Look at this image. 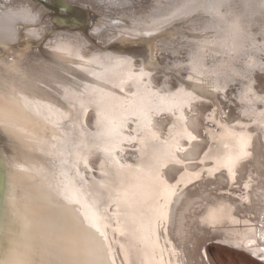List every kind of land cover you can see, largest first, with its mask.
Returning a JSON list of instances; mask_svg holds the SVG:
<instances>
[{"label":"bare ground","instance_id":"bare-ground-1","mask_svg":"<svg viewBox=\"0 0 264 264\" xmlns=\"http://www.w3.org/2000/svg\"><path fill=\"white\" fill-rule=\"evenodd\" d=\"M71 1L63 0V7L56 2L54 7L55 0H0V16L9 10L15 12L22 7L30 8L35 16V20L21 19L19 21L21 27L18 29V39L11 43L7 49L0 44V72L13 71V68L6 67L5 62L15 60V74H19L34 88L38 94L37 98H56L59 101L58 107L71 106L70 100L64 99L63 89L72 87L70 81L73 76L77 81H80L85 75L78 71L83 67L80 57L89 60L93 57L112 56L128 61L120 68H110L113 83H119L121 78L127 81L122 92L117 90L114 93L119 97L120 103L125 106L132 102L133 94L137 93L135 83L132 80H127L129 72L136 75L141 71L147 73L144 83L150 84L151 90L159 91L161 95L174 93L179 88H183L187 92H194L199 97L190 106V111L188 107L184 109V115L189 117V125L195 124L196 131L193 134L197 135L198 140L192 142L191 147L187 141H181L183 147L190 149L186 153L179 154V158L184 161L183 165L166 163L162 141L168 137L169 128L173 123L178 124L177 130H179V122L170 113H161L153 117L152 130L159 135L160 141H148L143 145L139 142L141 134L133 131L136 128L134 118L128 120L127 126L123 129V136H135L136 140L131 143L125 140L121 144L122 151L118 150V158L120 164L125 165L124 168H119L108 162L102 148L96 147L95 142L91 139L87 141L88 147L81 150V154L87 156L89 161L88 169H85L83 164L79 165L80 171L87 181L84 190L86 193L99 192L101 211L108 207L110 194L115 195L117 191L123 190L134 194L145 209L149 206L155 207L158 196L165 194L162 190L159 192L154 190L155 168L159 164L164 165L159 168V172L168 185L175 186L178 180L181 181L177 194L171 197V203L167 209L169 215V219L165 222L167 232L158 233L159 241L157 242L156 237L153 236L146 246L138 236L126 235L121 238L118 233L114 235L115 225L113 224L107 230L109 239L113 241V251H118L117 241L125 244V247L129 249L128 264H209L208 262L213 264L210 249L213 246L223 245L216 243L205 245V243L208 240L219 239L241 252L240 254L248 257L251 261L258 260L259 249L264 248V243H261L253 234L250 238L255 240L256 244L249 245L245 233L249 228L258 231L261 214H264V126L256 122L258 118L255 115L264 112V103L255 102L254 105H249L242 94L250 87L255 97H264L262 95L264 83L258 82L260 84L255 85V80L250 81L248 74L246 76L249 79H237L238 75L235 71L237 64L234 58L232 59V55L230 56L228 53V50L231 52L237 46L235 45L236 47L233 49L228 45L233 44L229 30L233 19H239L241 24L242 31L239 36L244 37L242 35L250 34L251 42L252 40L255 42L256 35H259L257 33L261 32L264 35V10L259 7L260 0H228L229 7L221 9V11L230 12L231 15L224 20L214 17L210 12H201L199 15L174 20L165 25L162 31H155L150 25L153 20L170 14L179 0H142L138 1L140 5L135 0L130 1L136 2L138 5L130 2L127 4L126 0H122L125 2V7L130 6L129 4L136 6L126 11L124 7H120L124 2L115 3L119 9L121 8L120 11L124 10L122 13L118 12V9L114 10L115 12L117 10L118 15L119 13L123 14V17L115 19L118 22L111 21L114 18H109L111 20L102 18V20L101 16L98 17L101 19L98 23L106 21V28V25L109 24L107 21L114 22L113 26H116L111 31L107 30L106 33L104 31L105 35L103 34L104 37L102 36L100 42H94L87 33L88 29L92 27L90 24H94L91 21L90 9L85 12L82 7H74V2ZM78 2L77 4H81L80 1ZM100 2L101 0L96 3L99 5V11L104 5V1L101 2L103 4L101 6ZM110 2H107L108 5ZM236 2L237 5H233ZM107 3H105V10L102 12H108ZM90 4L92 5V3ZM115 4L111 5L112 8L110 7L108 10L113 11ZM96 9L98 11V7ZM239 10L244 12L240 13ZM114 11L112 14H115ZM204 13L207 14V17ZM188 21H200L198 24L207 23L203 27L207 28L210 36L205 34L207 30L204 33L202 31V34L206 35L205 37L202 34L188 31V27L196 24L190 22V25ZM100 24L98 27L103 29ZM92 28L94 29V27ZM144 32L153 34L147 36L142 34ZM184 34L187 35L189 41L185 40L186 42L182 41V43L179 39L182 44L179 42L176 44L178 36H184ZM247 38L246 36L242 40L245 42ZM204 40L209 41L207 48L202 53L204 75L198 76L191 71L190 60L193 52L197 50L196 43ZM238 41L243 42L241 39ZM245 44L243 45L246 47ZM254 47L257 46L254 45ZM242 49H244L243 46ZM249 50L250 48H248ZM168 52L176 56L174 64L172 61L168 62L167 58L169 57L166 54ZM226 52L229 55L228 59L222 58L226 56ZM244 55L246 56V54ZM247 56L250 59L248 61L246 59V62L255 63L253 65L258 64L261 57H256L253 54ZM261 60L264 62L263 58ZM184 61L187 63H183ZM108 67V65L102 67L96 64L91 66L90 71L103 73ZM241 68L243 69V67ZM160 69H163L165 81L158 83L157 81L161 78H158L155 73ZM179 69L184 70V75L179 72ZM225 75H232L233 80H238V83H232V85H237V88L234 89V93L237 92L234 94L238 99L237 106L233 108L230 106L229 112H226L229 109L228 103L220 97L224 94V90L231 85L229 82L232 79L228 80L229 77L227 79ZM170 76L172 80L168 82L167 78ZM189 76H192V80L188 79ZM84 82L92 83L93 78L89 77ZM58 90L59 96H57ZM106 90L111 91V86ZM73 91H77V89H73ZM259 92L262 93L259 94ZM248 99H252V97ZM235 108H238L239 112L236 113ZM253 108L255 114H253ZM246 112L249 114L245 115ZM97 113L98 109L94 105L89 106L87 112L83 114L79 112L78 104L74 110V115L78 116L87 126L88 131L92 133L98 131ZM179 114L177 112V116ZM69 128L70 122L65 123L63 130L67 131ZM189 131H192L191 127H189ZM239 135L249 138L246 150L250 155L241 165L233 169L235 172V179H233L229 177L228 170L223 165L226 157L236 151V137ZM50 136L51 131L48 132V137L50 138ZM71 139L75 141V137ZM17 146L18 141L6 129L0 127V205L3 204L6 195L8 164L11 158L17 155ZM70 151H72L71 148ZM205 153L210 154L206 156ZM35 156L46 167L50 166V162L59 166V160L44 156L39 151L35 153ZM156 157H159V160ZM68 158L71 162L74 158V151ZM102 163L104 164L103 168H101ZM210 172L211 174H209ZM192 173H200V179L193 178ZM70 175H74V170H70ZM101 183L106 187L101 189ZM245 183L250 185L248 189H243ZM78 186H80L79 183ZM242 191L247 197L244 200L240 199ZM91 199L90 196L89 200ZM221 205L225 206L224 213L217 223L213 225L202 222L211 211L220 208ZM182 206H184V216L179 217L178 212ZM111 210L115 211V207L113 206ZM19 231L20 227L16 222L7 223L4 226V231L0 232V258L9 257L10 251L15 247L11 243L12 240H22L17 236ZM192 232L194 234H191ZM237 243L241 244L239 248L235 246ZM199 245L206 246L207 256L198 251L199 249L197 250ZM250 249L257 252L256 259L252 256ZM122 259L123 255L118 256L117 264H120ZM259 260L255 264H258Z\"/></svg>","mask_w":264,"mask_h":264},{"label":"snow or ice","instance_id":"snow-or-ice-1","mask_svg":"<svg viewBox=\"0 0 264 264\" xmlns=\"http://www.w3.org/2000/svg\"><path fill=\"white\" fill-rule=\"evenodd\" d=\"M112 3H119V0H112ZM227 7L228 0H179L170 14L153 20L150 27L162 31L165 25L174 20L199 15L201 12H210L214 17L224 20L231 15L230 12L221 11ZM259 7L264 10V0H260ZM21 19L35 20V16L28 7L15 12L9 10L0 16V44L5 49L18 39ZM229 30L235 48V40L242 31L239 19L232 20ZM142 34L151 36L153 33ZM208 44L207 40L197 42V50L190 60L191 71L198 76L204 75L202 53ZM261 47L264 48V45ZM80 60L83 67L78 71L85 75L80 81L73 76L70 81L72 87L63 89L64 99H69L71 106L58 107L59 101L56 98H37L34 88L19 74H15V60L5 62L6 67L13 68V71L0 72V127L18 141L17 155L8 164L6 195L0 205V232L4 231L7 223L16 222L20 227L17 236L22 238L11 241L15 247L8 258H0V264H117L120 255H123L120 264H128L129 249L125 244L117 241L118 251H113V241L109 239L107 231L113 224L114 235L118 233L121 238L126 235L138 236L146 246L153 236L158 242V233L167 232V209L171 197L177 194L180 180L175 186L168 185L159 172V168L164 165L159 164L155 168L154 190H162L165 194L158 196L155 207L145 209L134 194L123 190L117 191L115 195L110 194L108 207L101 211L99 192L86 193L84 190L87 181L79 165L83 164L88 169L89 161L87 156L81 154V150L88 147L87 141L91 139L96 147L102 148L108 162L124 168L125 165L120 164L118 150L122 151L121 144L125 140L129 143L136 140L135 136H123L128 120L134 118L136 128L133 131L141 134L139 142L143 145L148 141H160L159 135L152 130L153 117L170 113L179 122V130L177 123L169 128L168 137L162 141L164 155L166 163L183 165L184 161L179 158V154L190 149L183 147L181 141H187L191 147L192 142L198 140L197 135L193 134L196 131L195 124L189 125V117L184 115V109L188 107L190 111V106L199 97L183 88L161 95L159 91H152L150 84L144 83L147 73L141 71L136 75L129 72L127 80L135 83L137 93L133 94L132 102L125 106L114 93L117 90L122 92L127 81L121 78L119 83H113L110 68H120L128 61L112 56L93 57L89 60L80 57ZM96 64L109 67L103 73L90 71L91 66ZM89 77L93 78V82H84ZM188 79L192 80V76ZM109 86L111 91L106 90ZM242 95L249 105L264 103V97H255L250 87ZM77 104L81 114L86 113L89 106L94 105L98 109L97 132H89L83 121L74 115ZM255 115L258 118L256 122L264 126V112ZM67 122H70V128L65 131L64 124ZM189 127L192 131H189ZM72 137H75V141ZM248 142L249 138L244 135L236 137V151L226 157L223 165L230 178L235 179L233 169L250 155L246 150ZM37 151L59 160V166L50 162V166L46 167L35 156ZM73 151L74 158L70 162L68 157ZM209 154L205 153L206 156ZM156 159L159 160V157ZM70 170H74V175H70ZM191 175L200 179V173ZM249 186L245 183L243 189ZM105 187V184H100L101 189ZM246 198L242 191L240 199ZM113 206L115 211L111 210ZM224 207L221 205L211 211L202 222L213 225L217 223L222 218ZM260 221L258 231L249 228L245 233L249 245L256 244L250 238L253 234L264 243V214H261ZM235 246L239 248L241 244ZM250 251L253 256L257 254L255 250ZM259 252L264 264V248H260Z\"/></svg>","mask_w":264,"mask_h":264},{"label":"rangeland","instance_id":"rangeland-1","mask_svg":"<svg viewBox=\"0 0 264 264\" xmlns=\"http://www.w3.org/2000/svg\"><path fill=\"white\" fill-rule=\"evenodd\" d=\"M69 1H71V0H69ZM76 0H74L73 2H74V4L73 5H75V7L76 6H78L79 8L80 7H82V10H84L85 12H87L89 9V11H91V21L92 22H94V24H90L92 27H94V29L92 28H89L88 29V31H87V33L92 37V39H93V41L94 42H100V41H102V38L104 37V33H106V31L107 30H109V31H111V29H114L116 26H113L114 25V22H112V23H110L111 21H115V22H118V21H116L115 19H118V18H120V17H123L122 15L123 14H120V13H122V12H124V10L122 9V11H120L121 10V8H123L124 7V9L127 11V10H130L131 8L133 9V8H135V7H133V6H136L135 4H137V3H139V5H140V2L142 1V0H135L136 2H131L130 0H126L125 2L127 3V2H130V3H135L134 5L133 4H129L130 6H127V4H126V6L127 7H129L128 9H127V7H125V2L124 1H122V0H120V4H121V1L122 2H124V4L122 5H120V9L118 8V6L115 4V3H112V2H110V1H112V0H107V2L109 1L110 2V5H108V3L106 2V0H101V2H105V3H107L106 4V6H107V8L109 9L110 7L112 8V6H113V4H115L116 6H114L113 8L114 9H112L113 11L115 10V9H118V12L120 11V13H119V15H118V12H117V10H116V12L114 11V13L115 14H112V12L113 11H111V10H108L107 8V11L108 12H110V13H108V12H106V11H104V12H102V10H105V3L103 2V4L100 2V6L101 5H103V7L101 6V8L100 9H102V10H100L99 11V5L98 4H96V3H98L99 2V0H92V1H89V0H87L88 1V3H87V1L85 2V0H77L76 2H75ZM78 1H80V3L81 4H77V3H79ZM82 1V2H81ZM96 1V2H95ZM138 1H140V2H138ZM145 1H151V0H145ZM144 1V3H146ZM72 2V1H71ZM72 2V3H73ZM94 2V3H93ZM90 3H92V5L90 4ZM119 3H117V4H119ZM77 4V5H76ZM88 4V5H87ZM97 5L96 7L95 6H93V5ZM147 4V3H146ZM80 5H82V6H80ZM88 7H87V6ZM90 5V6H89ZM112 5V6H111ZM138 5V4H137ZM233 5H237V2L236 3H234ZM86 6V7H85ZM109 6V7H108ZM90 7V8H89ZM92 7H93V10H92ZM98 7V11H96L97 8ZM85 9H87V10H85ZM94 9H95V11H94ZM94 12H95V14H94ZM100 12H102V14H100ZM239 12L240 13H243L244 11H240L239 10ZM104 13V14H103ZM117 13V14H116ZM205 14V16L207 17V14L206 13H204ZM203 14V15H204ZM110 15V16H109ZM117 15V16H116ZM101 16V19L103 18V19H109V18H114V19H109V20H111V21H107L109 24V26L108 25H106L107 26V28L105 27V24H106V19L104 20V21H101L100 23H98L101 19L100 18H98V17H100ZM97 18H98V21H96L97 20ZM258 18V17H257ZM102 19V20H103ZM91 22V23H92ZM98 24H97V23ZM192 24H195V25H191V23ZM200 21H188V23H190V28L188 27V31H192L191 33H195V34H202V31H203V33L207 30V28L206 29H204V25H206L205 24V22L204 23H202V24H198ZM103 23V24H102ZM96 24H97V26H96ZM101 25V27H103V29L102 28H100V26L98 27V25ZM111 24V25H110ZM111 26V27H110ZM200 26H202V27H200ZM114 27V28H113ZM198 27V28H197ZM193 28H195V29H193ZM201 28H202V30H201ZM99 29H101L100 31H99ZM191 29V30H190ZM204 29V30H203ZM90 30H93V31H90ZM96 30V32H94ZM105 31V32H104ZM194 31V32H193ZM198 31H201V32H198ZM92 32H94V33H92ZM104 32V33H103ZM108 32V31H107ZM95 33H97L96 35H95ZM102 33V34H101ZM104 34V35H103ZM205 34L206 35H208V36H210V34H209V32H208V30L205 32ZM205 34H202V35H204L203 37H205L206 35ZM257 34H259L258 36L256 35V38H257V40H255V42H257V43H255L254 42V40H252V42H251V38H250V34L248 35V34H244V35H242V36H244L245 38H246V36L249 38H247V40H248V42H246L247 40L245 39V42H246V44H245V42H244V40H242L244 37H241V36H238V38H236V42H235V45L237 46H235L236 47V51L235 50H231V48L233 47V44L231 45V44H229L228 46L229 47H231L230 48V50H231V52L228 50V53H230L229 55L231 56L232 55V59L234 58V61L236 62V64H237V66H236V69H235V71H236V74L238 75V77H237V79L238 80H244V79H242V78H245V80H246V78L247 79H249V77H250V81L253 79V80H255L254 81V83H256L255 85H258V84H260V83H258V82H261V83H264V62H262L263 60H261V58H263L264 59V48H262V47H260V46H262L263 45V43H264V35H262V33L260 32V33H257ZM186 34H184V36H178L179 38H177V42H175L176 44H178V42H179V44H182L183 42H186V41H189L188 39V37H187V35L185 36ZM260 35H262V36H260ZM103 36V37H102ZM101 39H100V38ZM183 37H184V39H183ZM262 37V38H261ZM186 38V39H185ZM97 39H98V41H97ZM181 40V42H180V40ZM241 39V42L242 43H240V41H238V40H240ZM252 39H253V36H252ZM186 40V41H185ZM261 40V41H260ZM250 41V42H249ZM237 42H239V43H237ZM254 42V44H252ZM248 43V44H247ZM259 43V44H258ZM238 44V45H237ZM242 44V45H241ZM243 44H245L246 45V47L243 45ZM231 45V46H230ZM240 45V46H239ZM252 45L253 47H254V45H256L257 47H250V46ZM260 45V46H259ZM242 46H243V48L244 49H242ZM249 46V47H248ZM184 47V46H183ZM238 47H239V49H240V47H241V49L239 50L238 49ZM248 48H250V50L248 51ZM234 49V48H233ZM247 49V50H246ZM256 49V50H255ZM237 50H239V51H237ZM244 50V51H243ZM233 51H235L234 53H232ZM244 52V54H246V56L243 54V52ZM241 54V56H240V54ZM248 54H247V53ZM251 52V53H250ZM227 52L225 53L226 54V56L225 57H222V58H224V59H228V57H229V55H227L228 54ZM167 55H168V57L170 58H167L168 59V62H170V61H172L173 62V64H174V62L176 61V56L174 55V54H171V53H166ZM234 54H237V55H234ZM250 54H253V55H256V57H259V56H261L260 58H259V60H258V64H256V65H253V64H255V63H248V62H246V59H247V61H248V59H250V58H248V56L247 55H249L250 56ZM244 55V56H243ZM236 56H239V57H236L237 59L235 60V57ZM243 57H246V58H243ZM172 58V59H171ZM238 59H239V61H238ZM243 59V60H242ZM241 60H242V63H241ZM261 61V62H260ZM255 62V61H254ZM181 63V62H180ZM183 63H187V62H183ZM238 63H240L241 65L239 66V64ZM235 64V65H236ZM245 64V65H244ZM259 64H261V65H259ZM252 65V66H251ZM251 66V67H250ZM255 66V67H254ZM262 66V67H261ZM233 67V66H232ZM241 67H243V69L241 68ZM249 68V69H248ZM251 68V69H250ZM162 70V71H161ZM183 71V72H182ZM163 72V69H160V70H158V71H156V75L158 76V78H161L160 80H158L157 82L158 83H160V82H162V81H165V74H164V72ZM179 72L180 73H182L183 75H184V70H182V69H179ZM232 73V72H231ZM230 73V74H231ZM249 75V77L248 76H246V75ZM250 74H252V75H250ZM160 75H161V77H160ZM240 75V76H239ZM243 77H242V76ZM257 75V76H256ZM246 76V77H245ZM259 76V77H258ZM225 77L227 78V77H229V79L228 80H230V79H232L231 77H232V75H225ZM261 79V81H260V79ZM167 80H168V82L169 81H171L172 80V78H171V76H170V78H167ZM238 80H231L229 83H231V85H229L225 90H224V94L222 95V94H220V95H222V96H220L223 100H224V102L226 101L227 103H228V110L226 111V112H229L230 111V109H231V107L233 108V107H235V106H237V101H238V99L236 98V96L234 95V94H237V92L236 93H234V89L235 88H237L235 85H232V83H234V84H236V83H238L237 81ZM233 87V88H232ZM232 88V89H231ZM259 88H260V85H259ZM232 90V92H231V90ZM261 90V89H260ZM262 92H259V94H261ZM228 94V95H227ZM230 95V96H229ZM262 95H264V93H262ZM225 96V97H224ZM230 98H229V97ZM231 96H232V98H231ZM234 96H235V98H234ZM237 99V100H236ZM233 100V101H232ZM229 101V102H228ZM232 103V104H231ZM231 106V107H230ZM236 109V113L237 112H239V109L238 108H235ZM238 110V111H237ZM228 114V113H227ZM226 114V115H227ZM206 123H208L207 121H205ZM254 123V122H253ZM178 215H179V217H183L184 216V206H182L181 207V209L179 210V212H178ZM191 234H194V232H192ZM211 243H216V244H221V245H223V246H213L211 249H210V251H211V255H212V262H213V264H255V263H257V261L260 259V257H258V256H254L255 257V259H256V257H258L257 259L258 260H252V261H254V263H252V261L250 260V259H248V257H246V256H244V255H242V254H240L241 252H239V251H237L236 249H234L233 247L231 248V246H229L228 244H226V243H224V242H222L221 240H219V239H215V240H208L206 243H205V245H209V244H211ZM205 245H199V246H197V250L198 251H200L201 253H203V255H206V252H205V249H206V246ZM228 248H227V247ZM226 247V248H225ZM231 248V249H230ZM199 252V253H200ZM200 253V254H201ZM239 253V254H238ZM249 254H251V253H249ZM207 256V255H206ZM218 256V257H217ZM240 256H242V257H240ZM253 256V255H252ZM207 259V258H206ZM247 259V261H245ZM208 260V259H207ZM214 260V261H213ZM261 260V259H260ZM260 260H259V262H260ZM220 262V263H219ZM258 262V264H262V262H260L259 263ZM209 264H211L210 262H208Z\"/></svg>","mask_w":264,"mask_h":264},{"label":"water","instance_id":"water-1","mask_svg":"<svg viewBox=\"0 0 264 264\" xmlns=\"http://www.w3.org/2000/svg\"><path fill=\"white\" fill-rule=\"evenodd\" d=\"M42 1H44V0H42ZM56 2H58L59 4H60V6L61 7H63L64 6V4H63V0H55V4H54V7L56 6ZM54 3V2H53ZM50 5H52V4H50ZM63 5V6H62ZM66 6V5H65ZM70 6V5H69ZM66 7H68V6H66ZM75 7V6H74Z\"/></svg>","mask_w":264,"mask_h":264}]
</instances>
